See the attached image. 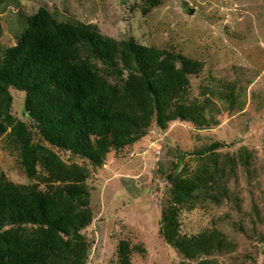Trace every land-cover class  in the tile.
I'll return each mask as SVG.
<instances>
[{
  "label": "rangeland",
  "instance_id": "obj_1",
  "mask_svg": "<svg viewBox=\"0 0 264 264\" xmlns=\"http://www.w3.org/2000/svg\"><path fill=\"white\" fill-rule=\"evenodd\" d=\"M41 8L58 22L93 24L105 37L200 62L191 98L213 103L208 127L176 122L162 131L154 124L137 143L110 153L101 168L57 151L88 174L94 216L84 231L93 245L88 264H119L122 241L133 249L132 264H183L161 235L163 211L172 201L169 177L181 159L178 174L184 178L221 170L220 188L228 194L220 202L202 195L183 207L182 234L220 231L234 246L216 257L220 264H264V0H0V51L17 44L28 18ZM11 95L13 116L28 124L36 144L46 146L25 113V94ZM223 95L235 96L234 107ZM214 144L223 146L197 155ZM235 159L233 174L227 163ZM0 173L17 185L36 183L6 135L0 138Z\"/></svg>",
  "mask_w": 264,
  "mask_h": 264
},
{
  "label": "trees",
  "instance_id": "obj_2",
  "mask_svg": "<svg viewBox=\"0 0 264 264\" xmlns=\"http://www.w3.org/2000/svg\"><path fill=\"white\" fill-rule=\"evenodd\" d=\"M202 70L181 54L105 37L93 24L58 22L46 8L30 16L17 44L0 51V138L7 136L36 183L17 185L0 173V264H88L93 245L84 231L94 217L88 174L57 151L101 168L110 153L137 143L154 124L162 131L176 122L208 127L211 99L190 94L191 77ZM11 90L25 94V113L46 146L13 116ZM222 98L234 107V95ZM241 158L248 166L245 149ZM182 164L169 177L172 201L163 211L161 235L183 264H220L216 257L232 253V243L220 231L182 234L180 214L202 195L218 202L228 196L220 188L221 170L184 178ZM227 164L234 174L238 161ZM132 253L122 241L119 264H132Z\"/></svg>",
  "mask_w": 264,
  "mask_h": 264
}]
</instances>
